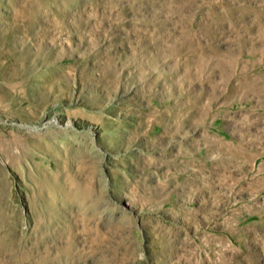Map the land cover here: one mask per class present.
Returning a JSON list of instances; mask_svg holds the SVG:
<instances>
[{"label":"rangeland","instance_id":"rangeland-1","mask_svg":"<svg viewBox=\"0 0 264 264\" xmlns=\"http://www.w3.org/2000/svg\"><path fill=\"white\" fill-rule=\"evenodd\" d=\"M264 0H0V264H264Z\"/></svg>","mask_w":264,"mask_h":264},{"label":"bare ground","instance_id":"bare-ground-1","mask_svg":"<svg viewBox=\"0 0 264 264\" xmlns=\"http://www.w3.org/2000/svg\"><path fill=\"white\" fill-rule=\"evenodd\" d=\"M261 33H263L264 34V31H262ZM264 48V47H263ZM264 52V51H263ZM264 55V54H263Z\"/></svg>","mask_w":264,"mask_h":264}]
</instances>
